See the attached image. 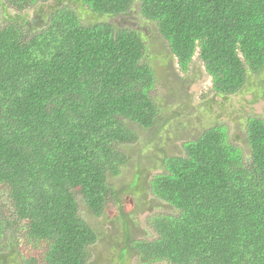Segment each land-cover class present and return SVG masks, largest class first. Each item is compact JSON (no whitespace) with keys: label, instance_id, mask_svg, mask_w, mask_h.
Listing matches in <instances>:
<instances>
[{"label":"trees","instance_id":"16d2710c","mask_svg":"<svg viewBox=\"0 0 264 264\" xmlns=\"http://www.w3.org/2000/svg\"><path fill=\"white\" fill-rule=\"evenodd\" d=\"M0 6L8 16L0 28V264H93L101 235L82 208L105 215L118 199L110 180L127 164L124 146L162 111L147 41L164 40L183 73L198 60L217 97L264 101V0ZM31 10L44 16L40 26L27 19ZM134 10L157 36L82 17ZM243 134L247 153L212 126L164 158L148 187L137 177L130 188L150 192L168 212L150 219L154 240L128 235L122 261L264 264V117L247 118Z\"/></svg>","mask_w":264,"mask_h":264},{"label":"rangeland","instance_id":"374dc122","mask_svg":"<svg viewBox=\"0 0 264 264\" xmlns=\"http://www.w3.org/2000/svg\"><path fill=\"white\" fill-rule=\"evenodd\" d=\"M51 5L52 2L43 8L48 14ZM10 14L16 16L14 11ZM82 17L85 22H111L137 31L147 38L157 36L156 31L137 10L114 18H98L86 13H82ZM42 18L36 10L28 12L27 19L37 26H40ZM5 21H8V16L0 6V28L6 25ZM146 43L151 57H157L152 60L157 74L155 95L159 104H162V111L155 127L136 129L138 141L124 146L122 151L127 157V164L119 176L110 180L118 199L109 203L105 215L94 218L82 208L84 218L101 235L93 249V264H140L138 258L121 260V250L128 235L136 241L156 238L150 219L167 213L168 206L155 200L150 192L143 190L139 195L135 189L130 188L138 176L142 177L144 187H148L151 179L160 173L164 158L181 154L182 145L187 139L194 138L212 126H223L230 139L247 153L242 139L245 122L252 116L264 117L263 100L253 103L252 95L248 94L226 99L217 97L210 77L198 60L192 63L188 72L183 73L174 60L171 63L170 51L164 40L157 37ZM184 102L188 107H182Z\"/></svg>","mask_w":264,"mask_h":264}]
</instances>
